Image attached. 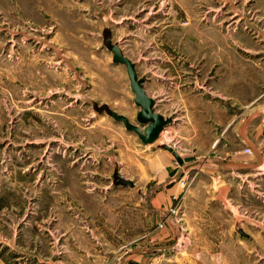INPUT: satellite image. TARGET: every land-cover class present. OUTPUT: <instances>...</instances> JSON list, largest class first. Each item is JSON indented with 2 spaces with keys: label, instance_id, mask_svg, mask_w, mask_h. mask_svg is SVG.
<instances>
[{
  "label": "rangeland",
  "instance_id": "obj_1",
  "mask_svg": "<svg viewBox=\"0 0 264 264\" xmlns=\"http://www.w3.org/2000/svg\"><path fill=\"white\" fill-rule=\"evenodd\" d=\"M0 264H264V0H0Z\"/></svg>",
  "mask_w": 264,
  "mask_h": 264
},
{
  "label": "water",
  "instance_id": "obj_2",
  "mask_svg": "<svg viewBox=\"0 0 264 264\" xmlns=\"http://www.w3.org/2000/svg\"><path fill=\"white\" fill-rule=\"evenodd\" d=\"M108 48L113 53V61L127 67L131 88L136 96L135 103L141 109L137 115V123H133L127 116L116 111L107 110L106 112L116 121L123 123L127 130L135 132L144 144H153L160 138L161 133L166 127L173 123L174 117H166L156 111V99L147 93L144 86V79L138 77L135 63L124 53L120 45L110 43ZM164 149L173 153L179 165L193 159V157L183 158L172 145H165ZM175 172L176 170L171 174L174 175ZM115 176L122 185L133 186L134 184L123 175L115 174Z\"/></svg>",
  "mask_w": 264,
  "mask_h": 264
},
{
  "label": "crops",
  "instance_id": "obj_3",
  "mask_svg": "<svg viewBox=\"0 0 264 264\" xmlns=\"http://www.w3.org/2000/svg\"><path fill=\"white\" fill-rule=\"evenodd\" d=\"M156 106H157V103H156ZM167 117V116H166ZM248 128H246V130H245V134H243V133H241V138H242V140H248V138H246L248 135ZM161 135H162V133H161ZM244 135H246V137L244 136ZM140 139V138H139Z\"/></svg>",
  "mask_w": 264,
  "mask_h": 264
},
{
  "label": "built area",
  "instance_id": "obj_4",
  "mask_svg": "<svg viewBox=\"0 0 264 264\" xmlns=\"http://www.w3.org/2000/svg\"><path fill=\"white\" fill-rule=\"evenodd\" d=\"M246 152H252V149L250 147H246Z\"/></svg>",
  "mask_w": 264,
  "mask_h": 264
},
{
  "label": "bare ground",
  "instance_id": "obj_5",
  "mask_svg": "<svg viewBox=\"0 0 264 264\" xmlns=\"http://www.w3.org/2000/svg\"><path fill=\"white\" fill-rule=\"evenodd\" d=\"M166 128H167V127H166ZM163 132H164V131H163ZM163 132H162V133H163Z\"/></svg>",
  "mask_w": 264,
  "mask_h": 264
}]
</instances>
